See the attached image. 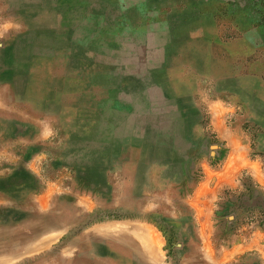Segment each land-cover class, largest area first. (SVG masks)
<instances>
[{
    "label": "rangeland",
    "instance_id": "rangeland-1",
    "mask_svg": "<svg viewBox=\"0 0 264 264\" xmlns=\"http://www.w3.org/2000/svg\"><path fill=\"white\" fill-rule=\"evenodd\" d=\"M263 107L264 0H0V264H104L124 238L149 264H264ZM196 142L213 166L237 144L252 171L214 247L171 227L179 188L137 196L111 171H184ZM236 235L254 242L234 260Z\"/></svg>",
    "mask_w": 264,
    "mask_h": 264
},
{
    "label": "crops",
    "instance_id": "crops-1",
    "mask_svg": "<svg viewBox=\"0 0 264 264\" xmlns=\"http://www.w3.org/2000/svg\"><path fill=\"white\" fill-rule=\"evenodd\" d=\"M196 125L198 124H191L194 127L192 128V133L195 138L200 135V130L198 127H195ZM43 126L47 127V125ZM229 136L231 141L235 140L233 135ZM223 147L225 149L221 151L228 154L224 158L225 161L218 166H213L205 160L202 148L196 142L188 148V161L186 162L190 166L184 171L179 172V167L173 162L154 163L153 161L140 159L135 162L120 159L111 166V171L114 170L119 175L123 187L124 184L128 187L132 186L130 189L137 196L140 194L156 193L157 179L164 180L166 185L165 192L170 194L171 200L177 198L174 192L176 188H179L181 195L178 198L184 205L182 209L185 212L180 211L176 220H170L171 227L174 226L181 232L180 240L181 242L183 241L182 243L185 247L191 243V238L194 241H199L198 237L201 239L204 247H214L216 246L214 243L218 241L216 230L212 227L215 214L224 210L225 205H227V193L240 195L249 190L245 184L246 182L243 180V175L247 173V170L248 173L252 174V171L248 169L249 167L245 166L246 156L241 150H237V144L230 143ZM235 157L238 160L233 162L232 158ZM129 168H134L135 170L133 171L135 172L129 175L127 173V169ZM143 168L146 169V176H143ZM157 170H160L158 171L160 172L158 177L156 175ZM255 184L259 191L263 190L262 179H259L258 176L255 177ZM148 199H150L149 195ZM134 227L139 230V225ZM190 232L195 233V238ZM231 241H233L231 247L233 254L231 257L234 260L239 259L242 255L247 254L253 249L254 240H251V238L248 239L245 236L236 235ZM106 245L105 257L102 256L101 258L104 264H149V261L146 262L145 255L141 253L143 248L134 242L133 239L127 240L124 238L121 242L117 241L114 244L108 241ZM258 247L261 248L260 246ZM114 253L115 256H113Z\"/></svg>",
    "mask_w": 264,
    "mask_h": 264
},
{
    "label": "bare ground",
    "instance_id": "bare-ground-1",
    "mask_svg": "<svg viewBox=\"0 0 264 264\" xmlns=\"http://www.w3.org/2000/svg\"><path fill=\"white\" fill-rule=\"evenodd\" d=\"M66 52V51H65ZM70 85V84H69ZM108 88V87H107ZM167 88V87H166ZM170 89V88H169ZM75 91V90H74ZM112 119V118H111ZM65 123V122H64ZM114 256H115V254H114Z\"/></svg>",
    "mask_w": 264,
    "mask_h": 264
}]
</instances>
